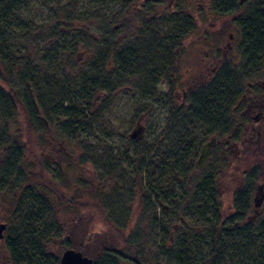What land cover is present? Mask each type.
<instances>
[{
    "label": "trees",
    "instance_id": "1",
    "mask_svg": "<svg viewBox=\"0 0 264 264\" xmlns=\"http://www.w3.org/2000/svg\"><path fill=\"white\" fill-rule=\"evenodd\" d=\"M23 1L0 0V40L6 41V50L14 35L9 31L11 21L21 11ZM42 1L55 5L72 3L75 6L80 0ZM87 1L107 8L119 5L127 8L133 0ZM181 2L175 0L174 10L168 15H160L159 20L152 19L150 28L133 35V40L121 45V50L102 32L99 47H106V52L99 50L87 70H77L76 78L67 76L63 66L58 60L56 62L58 52L60 55L68 48L66 39L69 38L62 35V28H66L64 23L50 29L54 34L52 37H56L61 46L56 51L50 46L43 54L48 74L41 75L30 62L19 63L11 54H4L0 46V81L6 82V71L8 77L15 79V85L11 81L7 88L0 83V202L7 198L10 209L7 218L2 220L6 223L2 242L9 253V264H58L56 253L47 251L50 243L57 239L69 249L74 248L91 257L93 264H119L121 257L113 247L116 239L113 235L125 229L126 220L130 218L126 209H121L120 202L116 205L111 197H104V219L107 232L111 233L100 232L97 237L89 233L94 243L90 251L70 242L67 232L56 222L48 194V190L53 194V186L41 182L39 175L28 167L20 139L10 133V128L16 122L19 110L38 134L45 132L48 116L52 114L57 123L67 128L77 131L90 129L92 122L87 112H78L69 103L72 100L71 89L79 90L90 100L97 90L120 85L119 78L140 77L136 86L140 88L138 91L153 93L154 89L147 84L166 73L163 66L173 65L181 42L194 32L193 18L178 9ZM206 3L211 17L222 20L229 17L237 30V66L232 68L231 64L225 63L209 78L188 89L181 105L173 101L172 89L167 94L161 93L168 104L166 122L161 135L151 145L141 142L142 139L136 141L140 142L141 148L131 159V165H134L131 192L139 197L138 205L142 200L149 209L155 204L162 208L165 203L164 206L173 213L169 223L176 220L173 226L176 229L167 221L155 224V231H161L166 242L171 236L168 247L164 240L161 243L153 241L155 260H167L169 264H264V203L255 207L252 202L258 167L246 169L244 183L228 189L230 204L226 208L220 201L219 182L224 180L228 171L225 166L218 165L226 164V159L217 161L215 158L205 170L197 173L194 169L202 144L216 132L220 136L226 135L228 110L241 93L242 82L263 64L264 0H207ZM108 17L109 21L113 18ZM18 31L24 32L19 27ZM164 41L168 42L165 47ZM110 57L114 71L108 73L105 62ZM2 67H6L4 72ZM55 73L58 79H55ZM21 83L23 89L18 90L16 87ZM155 91L158 93L157 87ZM61 112L66 113L61 115ZM98 112L96 110L90 117ZM141 119L139 116L138 120ZM184 184L189 187H183ZM115 194L119 195L118 191ZM251 212L253 218L248 220ZM132 239L127 235L123 245L131 252L135 251L138 264H147L137 250L138 242L135 240L134 243Z\"/></svg>",
    "mask_w": 264,
    "mask_h": 264
},
{
    "label": "rangeland",
    "instance_id": "2",
    "mask_svg": "<svg viewBox=\"0 0 264 264\" xmlns=\"http://www.w3.org/2000/svg\"><path fill=\"white\" fill-rule=\"evenodd\" d=\"M206 2L207 0H182L178 5L180 11L193 18L196 29L176 51L172 70L166 71L161 75L162 77L159 75L160 77L147 84L154 89L153 93L138 91L140 88L137 89L136 86L140 77L119 78L120 85L97 90L90 100H87L79 90L71 89L72 100L69 103L78 112L86 111L92 122L90 129L85 128L82 131L57 123L52 114L48 116L45 132L38 134L29 126L23 113L17 111L16 122L10 128V133L19 137L28 167L39 175L41 182L50 187L53 186V194L50 193L51 190H48V186L46 190L49 191L47 192L52 201L56 222L67 232L70 242L90 251L94 243L89 233H93L96 237L100 232L111 233L107 232L108 226L104 219L106 205L103 198L107 196L111 197L116 205L120 202V208H125L126 213L130 215V218L126 220L125 229L113 235L116 238L114 249L122 250L128 258L135 257V251L131 252L122 243L129 235L134 238L132 239L134 243L135 240L138 242L137 250L141 252V259L146 263H163V260H155L152 255L154 240L158 243L164 240L166 246L162 232L155 231L157 227L155 224L161 221L169 223L173 213L168 208L163 211L159 204L151 205L149 209V205L142 200L138 205L139 197L134 191L131 192V183L134 182L132 179L134 165H131V159L136 156L141 146L140 142L130 140L128 133L131 132L140 116L141 124L144 126L141 142L151 145L155 138L161 135L167 118L168 104L161 94L163 90L169 86L173 93L177 91L178 96L181 97L182 90H187L194 80L197 79L196 82H198L205 78V76H199L201 72L207 75L210 71L211 67L201 65L200 60L206 57V54H213L211 52L217 47L219 51L215 54L221 57L226 42L229 41L228 35L237 34L236 28L228 21L229 17L222 20L209 15ZM127 8L128 11H124L126 7L121 5L107 8L105 5L90 4L87 0H80L75 6H72V3L55 5L44 3L42 0H24L21 11L11 21L12 26L9 31L14 32V35L9 40L10 43H7V50L6 41L0 40V46L3 47L4 54H11L19 63L30 62L31 67H34L41 75L48 74V64L44 62L43 54H46L50 46L54 51L61 46L58 39L52 37L54 34L50 29L64 23L66 28H62L64 29L62 35L69 38L66 39L68 48L67 52L63 51L60 55L58 52L56 62L58 60V63L63 66L67 76L76 78L77 70H87L89 62L99 50L103 49L106 52V47L101 49L99 47L102 44V32L109 36L108 39L116 43L121 50V45L131 40L130 35L136 34L140 27L145 26L149 16L168 15L176 8V5L175 0H133ZM137 10L141 12L134 18L133 15ZM122 11L126 13L125 17L120 16L119 13ZM115 12H118L117 16ZM108 16H113L111 23ZM119 19L123 20L124 31L128 29V35L123 36L124 40H121L117 30L113 29L120 21ZM17 26L23 29L25 34L19 33ZM109 53L111 55L112 52ZM210 56L206 58L210 59ZM227 56L229 61L235 64L239 60V55L234 48ZM105 64H107L106 72L114 71L111 57ZM4 68L6 67H2V72ZM55 74V79H58V74ZM169 80L175 83L179 81L178 87L170 85ZM11 81L15 85V79L13 76L8 77L6 71V82L0 81V83L7 88ZM155 87L160 88V90L157 89L158 93ZM16 88L22 90L23 84L17 85ZM175 103L182 104L180 99H176ZM96 110L99 111L98 114L90 117ZM260 162L256 166L253 165V161L224 164L228 172L224 180L221 179L219 182L220 201L224 208L230 204L228 189L244 183L246 175L244 172L251 167H258L252 202L258 203L259 207L264 203V160ZM202 170L195 169V173ZM186 186L189 187V185H183V187ZM116 191L119 195L115 194ZM114 196H116L115 199ZM9 210L8 199L5 198L3 202H0V222L7 218ZM165 214L166 219H164ZM251 214L252 212L247 217L248 220L253 218ZM7 221L9 223V220ZM171 221L168 225L173 227L176 220ZM54 241L50 243L47 251L56 253L60 257L64 249L69 247L63 244L62 240ZM0 264H9V253L3 246V242H0Z\"/></svg>",
    "mask_w": 264,
    "mask_h": 264
},
{
    "label": "flooded vegetation",
    "instance_id": "3",
    "mask_svg": "<svg viewBox=\"0 0 264 264\" xmlns=\"http://www.w3.org/2000/svg\"><path fill=\"white\" fill-rule=\"evenodd\" d=\"M128 10H129L128 8L124 9V11H128ZM124 11L119 13L120 16H123V17L126 16V13ZM140 12H141L140 10L135 11L133 15L134 18ZM117 13L118 12H115L116 16H117ZM154 18L156 20H159L160 15L149 16L145 21L146 22L145 26L140 27L139 30L137 31V34H134V35H138L139 31L141 32L142 30H146L150 28L149 27L150 22ZM111 21L109 22L111 23ZM122 21L123 20H120L118 23H116V26H114L113 29L117 30L118 36H120V39L124 40L125 37L123 36L128 35V31H127L128 29L124 31L125 27L123 26ZM195 29L196 27H194V30ZM156 34L159 36L162 35L159 33H156ZM163 36L165 37L166 35H163ZM132 38H134L133 34L130 35L131 41L133 40ZM228 38H229V41L226 42V47L225 49H223V53L221 54V57L215 54L219 51V47H217L211 52L213 54L205 55L206 57L208 55H211L210 59L203 57L200 60L201 65L205 64V66L207 65L211 67V69L207 75L202 74L203 72H201L199 76L200 77L205 76V78L198 82H196L197 79L194 80L193 84L189 86L188 89L196 87L199 83L209 78L225 63L231 64L232 68H235L237 66V63L235 64L233 62H230L229 57L227 56V54H229L233 50V48L234 50H236V45H237L236 38L237 37L236 35L233 36L232 34H229ZM185 40L186 38L181 42V45L183 44ZM167 45H168V42L164 41V47ZM206 47L211 48L210 46H206ZM172 67L173 65L170 66L169 64H166V66H163V71H169V70L171 71ZM169 83L170 85L178 87L179 81L178 83H175L172 81H170ZM169 90L170 88L168 86L165 90H163V93L167 94ZM187 90L185 89L182 90L181 97L178 96L177 91H174V93L171 94L173 101L175 102L176 99H180L181 102H184ZM138 122L141 124V120H138V119L135 122V124ZM143 129H144V126H143ZM210 138L214 139V145L212 146L210 150L208 164L212 162L213 159L215 158L217 161L226 159L227 163L231 162L235 164L245 163L246 161H248L249 163L251 162L250 160H252L254 166L259 165L261 163L260 161L264 160V61L260 69L255 74L248 75L246 79L242 82V91L238 95V97L235 99L234 103L231 104L228 110V130H227L226 135L220 136V134L216 132ZM213 150H214L213 156H211ZM218 165L220 166V163ZM227 165H232V164H227ZM222 166L224 165L222 164ZM163 206L164 205H162V208ZM173 229H176V227H173ZM170 239H171V236L168 237V240L166 242V247L169 246ZM60 243L61 242L59 241V244ZM117 252L119 254V257H121V259H119L118 261L119 264H138L136 262L138 258L136 257V255L133 258H128L126 255H124V252L122 250H117ZM58 260H59V257H58ZM147 264H152V263L148 262ZM162 264H169V263L167 262V260H163Z\"/></svg>",
    "mask_w": 264,
    "mask_h": 264
},
{
    "label": "water",
    "instance_id": "4",
    "mask_svg": "<svg viewBox=\"0 0 264 264\" xmlns=\"http://www.w3.org/2000/svg\"><path fill=\"white\" fill-rule=\"evenodd\" d=\"M160 90V88H158ZM143 126L138 122L135 124L128 137L131 140L139 141L142 139ZM214 145V139L209 138L204 144H202L199 154L194 162V169L202 170L208 165L209 154L212 146ZM260 187L258 188V190ZM254 206L257 207L258 203L254 202ZM166 210L167 207L163 206ZM6 229V223L0 222V242H2L4 232ZM58 264H93V260L90 257L84 256L80 251L73 249H65L59 257Z\"/></svg>",
    "mask_w": 264,
    "mask_h": 264
},
{
    "label": "bare ground",
    "instance_id": "5",
    "mask_svg": "<svg viewBox=\"0 0 264 264\" xmlns=\"http://www.w3.org/2000/svg\"><path fill=\"white\" fill-rule=\"evenodd\" d=\"M164 210V209H163ZM164 211H166V210H164ZM77 251V250H76ZM82 254V253H81ZM83 255V254H82ZM84 256H86V255H84ZM88 257V256H87Z\"/></svg>",
    "mask_w": 264,
    "mask_h": 264
}]
</instances>
